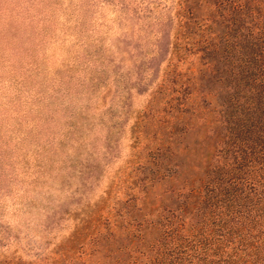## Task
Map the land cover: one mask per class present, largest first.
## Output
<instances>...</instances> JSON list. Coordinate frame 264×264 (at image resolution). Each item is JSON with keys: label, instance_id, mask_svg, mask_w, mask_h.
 <instances>
[{"label": "trees", "instance_id": "16d2710c", "mask_svg": "<svg viewBox=\"0 0 264 264\" xmlns=\"http://www.w3.org/2000/svg\"><path fill=\"white\" fill-rule=\"evenodd\" d=\"M96 1L79 0L77 9L92 8ZM103 1V9L110 8L106 13L111 23L119 27L118 35L112 42L106 39L107 31H101L91 44L93 50L89 47L83 55L86 59L78 61L75 56L69 63L68 80L77 67L75 79L83 84L87 77L93 89H108L121 80L123 114L130 109V86L138 93L149 89L150 114H145V108L138 110L130 130L133 146L143 140V157L135 151L128 174L118 181L123 202H112L107 211L103 204L86 212L88 222L93 221L91 228L82 233L83 226L75 227L67 236L68 245L54 253L77 260L81 240L87 238L93 245L98 240L115 241V230L122 229L126 243L107 252L114 264H264V0H165L157 11L144 0ZM102 11L101 27L109 18ZM141 19L147 31L158 27L151 49H131L127 42L132 21ZM91 35H76L73 40L88 48ZM121 52L130 59L132 81L119 70ZM161 60L165 65L157 77ZM58 79L51 95L60 89ZM112 94L106 114L113 109ZM202 110L212 114L206 124L218 136L210 162L197 180L165 183L176 172L174 142L185 132L190 116L200 117ZM74 116H69L71 127ZM147 116L155 122L144 124ZM104 142L100 157L93 141L78 163L81 189L113 155L108 136ZM67 180L63 181L69 184ZM159 182L168 184L165 192L170 203L149 206L147 214L146 206L137 205V195ZM116 203L124 211L118 212ZM105 211L109 216L102 218ZM122 214L126 221L113 223ZM121 248L126 249L122 260L113 256ZM19 259L14 256L0 263L37 264Z\"/></svg>", "mask_w": 264, "mask_h": 264}, {"label": "rangeland", "instance_id": "374dc122", "mask_svg": "<svg viewBox=\"0 0 264 264\" xmlns=\"http://www.w3.org/2000/svg\"><path fill=\"white\" fill-rule=\"evenodd\" d=\"M164 1L144 0L153 3V11L161 8ZM103 2L97 0L92 8L85 6L79 10V0H0V261L19 256L24 263L114 264L107 252L112 253L118 243H126L119 229L115 230V241L106 240V244L104 240L94 241L95 245L87 238L81 240L77 260H70L69 254L58 257L54 253L68 245L67 236L75 227L83 226L82 233L91 228L93 221L88 222L86 212L103 204L107 211L112 202H123L120 190L123 186L119 189L118 181L128 174L135 151L143 157V140L133 146L130 130L138 110L145 108V114H150L149 89L138 93L130 86V109L123 114L120 100L125 84L121 80L113 81L108 89H93L87 77L83 84L79 78L75 79L78 67L71 68L74 73L68 80L69 63L75 56L78 61L86 59L83 55L89 47L93 50L91 44L95 37L101 36V31H107L106 39L112 42L118 35L119 27L111 23V15L106 13L110 8L104 10ZM100 11L109 17L103 27L99 25ZM143 21H132L133 32L127 39L131 49H151L159 33L157 26L147 31ZM76 35L82 38L91 35L87 37L88 48L75 43ZM119 57L122 59L119 70L126 71L132 81L134 73H130L128 55L121 52ZM164 65L165 60H161L157 77ZM57 77L60 89L51 95ZM110 93L114 105L106 114ZM202 111L200 117L190 116L185 132L174 142L176 172L172 181L165 183L197 180L210 162L218 136L206 124L212 114ZM72 114H75L74 127L69 126ZM148 121L154 123L155 118L147 116L144 124ZM64 136L66 139L61 142ZM106 136L114 147L113 155L103 161L96 177L81 189L78 163L93 141L97 144L95 154L100 157V145L105 143ZM165 183H156L145 193H138L137 205L146 206L143 212L147 213L149 206L169 205L171 197L165 192L168 187ZM121 205L115 204L118 212L124 211ZM106 211L102 218L109 216ZM125 221L122 214L113 223ZM151 232L152 229L148 230V235ZM125 252L121 248L113 256L122 260Z\"/></svg>", "mask_w": 264, "mask_h": 264}]
</instances>
